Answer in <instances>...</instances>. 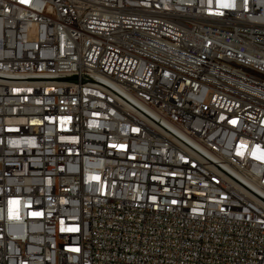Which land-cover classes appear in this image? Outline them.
<instances>
[{
	"label": "built area",
	"instance_id": "built-area-1",
	"mask_svg": "<svg viewBox=\"0 0 264 264\" xmlns=\"http://www.w3.org/2000/svg\"><path fill=\"white\" fill-rule=\"evenodd\" d=\"M0 264H264V0H0Z\"/></svg>",
	"mask_w": 264,
	"mask_h": 264
}]
</instances>
